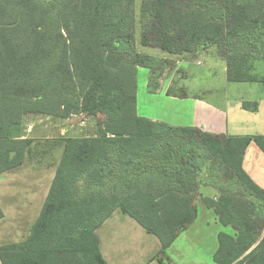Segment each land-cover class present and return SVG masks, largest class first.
I'll list each match as a JSON object with an SVG mask.
<instances>
[{
	"label": "trees",
	"instance_id": "16d2710c",
	"mask_svg": "<svg viewBox=\"0 0 264 264\" xmlns=\"http://www.w3.org/2000/svg\"><path fill=\"white\" fill-rule=\"evenodd\" d=\"M136 0H0V174L32 159L26 107L68 119H108L98 133L60 136V157L40 214L3 264H110L97 230L116 211L157 236L160 264L197 219V201L224 226L216 264H264V187L244 167L264 134L227 136L142 116ZM140 44L172 54L216 46L234 82H264V0H142ZM245 108L249 104L244 103ZM203 187L216 190L206 195Z\"/></svg>",
	"mask_w": 264,
	"mask_h": 264
},
{
	"label": "rangeland",
	"instance_id": "374dc122",
	"mask_svg": "<svg viewBox=\"0 0 264 264\" xmlns=\"http://www.w3.org/2000/svg\"><path fill=\"white\" fill-rule=\"evenodd\" d=\"M141 3L142 0H136L135 3L138 17L136 26L137 46H141ZM137 50L146 56L145 53L147 52L140 51L138 48ZM213 51L215 52L211 55L206 53L202 55L198 54L199 64L197 61H185L183 68L177 64L176 60H171V58L163 53L157 54L158 62L156 61L151 68L141 65L140 67L146 68H139L137 76L139 107L140 105H145L146 108L152 110V114H158L167 120L172 118V116L174 117V113H177L175 107L170 102H167L165 96L148 95L146 83L150 79V75L153 74L154 78H157L158 83L156 85H160V88L162 85L165 86L166 83L170 82L168 90L171 92L179 89L178 83L182 81L181 85L186 86L190 92L198 93L215 104L225 106L230 113L229 121L233 123L241 120L237 116L235 120L233 115V102L235 99L244 94H256L261 102V113H259L257 121L262 124L261 130L262 128L264 130V93L261 94L260 92L264 88V83L234 82L228 80L223 70L221 58H219L216 50ZM145 61H147V56L145 57ZM141 110L138 112L139 114H147L144 110ZM26 111L25 128L29 124H32L33 128L30 132L24 129L25 135H31L36 140L35 143L37 144L35 146L37 147L40 144L39 148L41 150L34 147L32 159L28 160L22 167V169L34 172L33 182L24 184L25 181H20L9 185L0 184V211L6 207L9 200L6 198V195H14L10 199H15L19 202L17 203L18 205H22L18 210L16 209L15 215L20 211L26 213V216L20 218L17 223H10L14 219L10 217L0 219V246L9 243H20L25 240L40 214L48 188H50L55 174V165L60 157L59 152L55 151L56 153L52 158H47V155L43 156L42 154L43 149L45 148L46 154H53L51 141L60 136L97 134L99 123L108 119L104 115L93 117L87 114H76L69 119L54 118L41 113L36 102L27 103ZM241 112L245 113L244 110H241ZM248 115L250 114H245V117H248ZM83 119L86 120L85 124L82 123ZM172 122L174 124H183L186 121L177 119L172 120ZM255 149L260 151L256 145L253 146L248 152L247 159H249ZM261 157L260 165L256 164V166L260 170H264V156ZM248 166L255 176L256 171L251 168L253 165ZM39 173L43 174L42 184L37 182ZM7 176H0V179H4ZM204 193L212 196L214 192L210 189L208 191L205 190ZM196 205L198 209L196 221L183 231L179 238L167 249V255L173 264H215L214 253L219 244V232L236 233L231 226H224L219 221H215L213 219L214 210L208 208L201 200H198ZM0 213L1 217L3 212L1 211ZM98 234L102 238L103 252L114 264H146L160 249V242L157 236L147 233L135 219L120 212L114 214L106 224H103L99 228ZM107 240L108 244L112 246L109 249L106 248Z\"/></svg>",
	"mask_w": 264,
	"mask_h": 264
},
{
	"label": "crops",
	"instance_id": "0c3cea01",
	"mask_svg": "<svg viewBox=\"0 0 264 264\" xmlns=\"http://www.w3.org/2000/svg\"><path fill=\"white\" fill-rule=\"evenodd\" d=\"M137 48L140 51L147 52L145 54H148L150 56L155 57L156 61L158 59L157 54L158 55H160L162 53L166 54L169 58H171V60H176L177 64L179 66H181V68H183L185 61H188V62L190 60L197 61V63L199 64L200 61H198L199 59L197 58L198 54L202 55V54L206 53V54L211 55L213 52H215L213 50H216L219 58H221L223 70L227 76L226 59H225L224 55L219 53L216 46L210 47L207 50L189 52V53H184V54H172V53L163 51V50L156 48V47H147V46H143V45L137 46ZM139 68H146V67H140L139 66ZM149 74H151V73H149ZM154 77L155 76L153 74H151L150 79L146 83V86L148 88V93H149L148 95L165 96L167 98L166 99L167 102H170V104H172V106L175 107V109L177 110V113H174L173 115H175V116L174 117L172 116V118H169L168 120L159 116L158 114H152V110L150 108H146L145 105H143V106L140 105L141 108L139 107V94L137 93V109H138V112L140 111V109H142L147 113V114H145L143 112L144 114L142 116L148 117V118L155 120V121L168 122V123H170L172 125H176V126L177 125L178 126H194V127L200 128L204 131H208V132H211L214 134L227 135V136L241 137V136H254L257 134H264L263 128L261 130L262 124H260V122L257 121V118H259L258 115H259V113H261V102L259 101V98H257L256 94H252L251 92H248L251 94H246V95L244 94V95L235 99V101L233 102V109H234L233 115L235 117V120L237 119V117H240L241 120L233 123V122L229 121L230 113L227 110V108H225V106L215 104V103L207 100L206 98L200 96L198 93L190 92L186 88V86L181 85L182 81H180L178 83L179 89H175L174 91L169 92L168 89H169L170 82L166 83V84L164 83L165 86L162 85V87L160 88V85H158V86L156 85V83H158L157 78H154ZM251 83H264V82H251ZM260 92H261V94H263L264 88H262ZM244 103L249 104V108H245ZM241 110H244L245 113H242V112L240 113ZM245 114H250V115H248V117L247 116L245 117ZM249 116H251V117H249ZM171 119L172 120L183 119V121H186V122H183V124H174V122H172ZM26 136L32 137L31 135H26ZM255 145H256V143L252 142L250 144V146L248 147L246 154H245V158H244V167L249 172V174L253 177V179L259 185L264 187V170H262V169L260 170L256 166V164L260 165V160H262L261 156H264V155H262L263 151L256 145L260 149V151H258V149H255L253 151V153L251 154V156L249 157V159H247V155H248L249 150ZM247 161H248V165H251V166L253 165L251 168L254 171H256L255 176L249 170V166L247 165ZM26 162H25V164H26ZM23 166L15 169V170H11V171L5 172L3 174H0V176H7L8 175L6 178L0 179V184L9 185V184H12L15 182H20V181H25L24 184H26V183L29 184V183L33 182L34 172L32 170L29 171L28 169H22ZM42 175H43L42 173H39V177L37 178V182H40L41 184H42V180H43ZM256 177H258V178H256ZM210 189H212L214 192L212 197H215L217 195V193H216V190L213 188L207 189L206 187H203L202 191L205 192V190L208 191ZM48 192H49V188H48ZM12 196H14V195H12ZM12 196L6 195V198L9 200L7 201L6 207L1 209V211L3 212V215H1L0 219L10 217V218H14L13 220L10 221V223H17L20 218H24L26 216V213L23 211H20L15 215V212L22 205H18L17 203H19V202H17V200L10 199V198H12ZM6 208H7V210H6ZM118 212L122 213L121 211H116L114 214H116ZM122 214H124V213H122ZM113 215L109 219H107L104 222V224H106L113 217ZM124 215H126V214H124ZM213 217H214L213 219L215 221H219L215 212H214ZM98 230H97V234H98ZM98 236L100 238L101 251H102L104 257L108 260V262L110 264H114V263H112V260L107 258L105 253L103 252V250H102V238L99 234H98ZM218 246H219V244H218ZM111 247L112 246H110V244H108V240H107L106 241V248L109 249ZM157 253H156V255H157ZM156 255L155 256L153 255L150 258L149 262H147L146 264H160L159 261L156 259ZM0 264H3L1 259H0Z\"/></svg>",
	"mask_w": 264,
	"mask_h": 264
},
{
	"label": "built area",
	"instance_id": "2783aa9c",
	"mask_svg": "<svg viewBox=\"0 0 264 264\" xmlns=\"http://www.w3.org/2000/svg\"><path fill=\"white\" fill-rule=\"evenodd\" d=\"M80 114L84 115L85 113H80ZM82 123L85 124V123H86V120L83 119ZM32 128H33V125H32V124H29V125H27V127H26V131H27V132H30V131L32 130Z\"/></svg>",
	"mask_w": 264,
	"mask_h": 264
}]
</instances>
